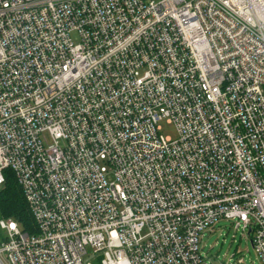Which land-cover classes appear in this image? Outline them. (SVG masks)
Wrapping results in <instances>:
<instances>
[{
	"label": "built area",
	"instance_id": "1",
	"mask_svg": "<svg viewBox=\"0 0 264 264\" xmlns=\"http://www.w3.org/2000/svg\"><path fill=\"white\" fill-rule=\"evenodd\" d=\"M5 169L0 264H207L220 221L264 264V0H0Z\"/></svg>",
	"mask_w": 264,
	"mask_h": 264
},
{
	"label": "rangeland",
	"instance_id": "2",
	"mask_svg": "<svg viewBox=\"0 0 264 264\" xmlns=\"http://www.w3.org/2000/svg\"><path fill=\"white\" fill-rule=\"evenodd\" d=\"M161 129L164 136L176 137L173 125L162 121ZM203 235L199 247L207 264H261L249 237L241 228L236 229L234 223L220 221L210 233L205 232Z\"/></svg>",
	"mask_w": 264,
	"mask_h": 264
},
{
	"label": "trees",
	"instance_id": "3",
	"mask_svg": "<svg viewBox=\"0 0 264 264\" xmlns=\"http://www.w3.org/2000/svg\"><path fill=\"white\" fill-rule=\"evenodd\" d=\"M4 177V183L0 186V219H13L22 231L34 233V220L13 171L5 169Z\"/></svg>",
	"mask_w": 264,
	"mask_h": 264
}]
</instances>
